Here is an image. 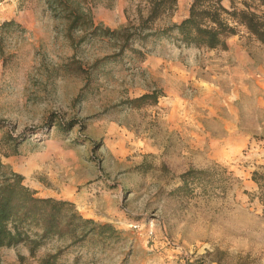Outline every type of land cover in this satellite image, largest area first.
I'll list each match as a JSON object with an SVG mask.
<instances>
[{
	"label": "rangeland",
	"instance_id": "rangeland-1",
	"mask_svg": "<svg viewBox=\"0 0 264 264\" xmlns=\"http://www.w3.org/2000/svg\"><path fill=\"white\" fill-rule=\"evenodd\" d=\"M192 1L178 0L159 26L187 18ZM139 2L89 7L96 23L119 29L137 20ZM11 20L18 26L2 27ZM66 32L44 0H0L2 162L42 195H82L77 210L112 229L56 238L34 254L28 244L1 248L0 264H264L263 207L252 198V174L264 169V45L245 27L227 50L162 41L145 61L110 62L94 79L116 43L81 45V33L72 42ZM155 90V105L126 104ZM5 133L26 140L6 146ZM190 169L236 181L210 195L175 194Z\"/></svg>",
	"mask_w": 264,
	"mask_h": 264
},
{
	"label": "trees",
	"instance_id": "trees-1",
	"mask_svg": "<svg viewBox=\"0 0 264 264\" xmlns=\"http://www.w3.org/2000/svg\"><path fill=\"white\" fill-rule=\"evenodd\" d=\"M90 1L44 0L51 15L65 22L66 33L72 42L75 41L73 34L81 33V45L94 40L116 43L114 54L93 65L94 79L97 78L95 74L103 71L104 65L110 62H122L128 57L133 61H145L152 53L150 47L162 41L186 48L227 50L228 40L239 33L240 27H245L264 45V0H242V8H239L236 0H230V8L224 5V0H193L187 18L180 23L163 26H159V22L177 11L178 0H141L137 5V20L119 29L96 23L89 7ZM12 26L18 24L11 20L2 25L4 28ZM74 67L88 82L93 80L92 74L81 65L74 64ZM162 96L161 91L155 90L128 100L126 104L132 108H143L157 104ZM58 127L68 131L73 125L59 124ZM24 137L5 133L2 140L6 146L17 147L26 140ZM2 156L10 155H2L0 150V249L28 244L34 254L36 249L56 238L83 242L90 235H97L98 229L101 234L112 229V226H98L94 220L84 218L71 201L39 197L35 190L25 184L23 175L3 164ZM223 175L218 179L215 170L190 169L181 175V185L174 193L193 196L200 189L205 195H210L219 187L227 191L236 179L232 174L225 177L226 171ZM252 180L258 186L252 198L260 202L264 215V169L254 171ZM54 258L57 259V256ZM48 262L46 260L43 264Z\"/></svg>",
	"mask_w": 264,
	"mask_h": 264
},
{
	"label": "crops",
	"instance_id": "crops-1",
	"mask_svg": "<svg viewBox=\"0 0 264 264\" xmlns=\"http://www.w3.org/2000/svg\"><path fill=\"white\" fill-rule=\"evenodd\" d=\"M19 174H21V173H19ZM21 175H23V174H21ZM23 176H24V175H23ZM25 184H26L27 186H29V185L26 183V180H25ZM29 187H30L31 189H33L31 186H29ZM33 190H35V189H33ZM35 191L37 192V194H38L39 197H52V198H56V199H61V200L71 201V202H73V203L76 205L77 209H78V205H79V203H82V202L84 201L82 195H80V194H78V193H76L75 195L72 194L71 196H68V197H65V196H63V197H57V196H55V195H51V194H48V195H42V194H41L40 192H38L37 190H35ZM78 212H79V211H78ZM79 213H80L84 218L94 220V217L91 216V215H85V214H83V212H79Z\"/></svg>",
	"mask_w": 264,
	"mask_h": 264
},
{
	"label": "built area",
	"instance_id": "built-area-1",
	"mask_svg": "<svg viewBox=\"0 0 264 264\" xmlns=\"http://www.w3.org/2000/svg\"><path fill=\"white\" fill-rule=\"evenodd\" d=\"M150 235H153V231H150Z\"/></svg>",
	"mask_w": 264,
	"mask_h": 264
}]
</instances>
